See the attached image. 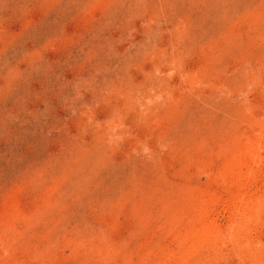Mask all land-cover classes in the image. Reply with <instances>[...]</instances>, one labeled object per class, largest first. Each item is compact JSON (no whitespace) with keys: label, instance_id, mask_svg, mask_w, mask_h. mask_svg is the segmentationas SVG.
I'll use <instances>...</instances> for the list:
<instances>
[{"label":"rangeland","instance_id":"obj_1","mask_svg":"<svg viewBox=\"0 0 264 264\" xmlns=\"http://www.w3.org/2000/svg\"><path fill=\"white\" fill-rule=\"evenodd\" d=\"M0 264H264V0H0Z\"/></svg>","mask_w":264,"mask_h":264}]
</instances>
